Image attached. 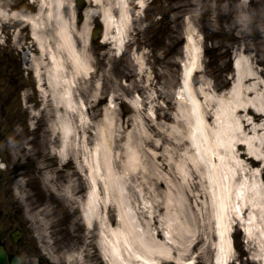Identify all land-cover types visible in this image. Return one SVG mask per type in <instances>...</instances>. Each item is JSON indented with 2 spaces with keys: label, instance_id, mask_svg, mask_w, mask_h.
<instances>
[{
  "label": "rangeland",
  "instance_id": "rangeland-1",
  "mask_svg": "<svg viewBox=\"0 0 264 264\" xmlns=\"http://www.w3.org/2000/svg\"><path fill=\"white\" fill-rule=\"evenodd\" d=\"M71 1L61 0L59 12L69 36L82 42L84 26L74 22ZM122 7L126 45L118 52L113 44L91 40L94 26H102L93 18L86 45L92 75L71 79L78 100L58 106L41 95L33 68L39 54L31 34L53 43L60 31L51 0H0V244L23 264H80L77 250H85V264H107L98 229H88L78 203L62 195L71 174L87 163L115 167L132 196L127 210L143 224L156 215L169 237L167 214L159 216L158 207L167 195L151 191L161 170L159 154L179 168L180 157L171 156L174 135L160 115L178 117L184 109L177 92L183 67L193 68L194 61L198 67L191 75L195 93L187 99L202 106L206 99L196 90L206 97L224 94L236 79V56L251 59L255 81L264 85V0H100L95 9H109L119 19ZM161 121L169 141L158 148ZM61 141L69 147L63 156L55 152ZM69 160L72 164H64ZM76 176L82 195L86 175ZM111 216L116 221L114 207ZM155 227L148 229L156 232ZM15 229L22 231L17 243L10 238ZM233 235L231 264H262L238 225ZM214 246L213 239L202 256L195 250L174 264H214Z\"/></svg>",
  "mask_w": 264,
  "mask_h": 264
},
{
  "label": "bare ground",
  "instance_id": "bare-ground-1",
  "mask_svg": "<svg viewBox=\"0 0 264 264\" xmlns=\"http://www.w3.org/2000/svg\"><path fill=\"white\" fill-rule=\"evenodd\" d=\"M89 1L100 6V0ZM51 2L60 31L53 43L35 32L31 34L39 54L33 68L41 95L58 106H67L78 100L71 79L92 75L86 48L91 20L100 18L105 25L102 42L113 44L116 51L126 45L123 32L127 20L123 7L119 19L109 9H86L81 42L67 32L59 12L61 0ZM71 5L75 19L73 0ZM30 54L26 52V58ZM194 62L193 68L185 66L181 73L178 93L184 109L178 117L168 111L160 115L167 124L159 123L162 141L156 144L163 148L169 141L163 132L164 124L167 125L174 135L170 139L171 156L180 157L177 169L168 156L159 154L160 174L152 181L154 195H167L166 204L159 199L158 207L159 216L167 214L169 237L156 215L154 222L147 220L143 224L141 218L135 219L127 210L132 196L115 176V167L103 170L87 163L76 169L62 188L64 198L81 207L87 228L98 229L99 248L108 264H174L175 259L187 258L195 250L202 256L213 239L218 263L230 264L235 253L232 231L236 223L243 225L247 242L260 252L257 258L264 264V85L255 81L251 59L236 56V79L224 94L206 97L204 90H196L198 98L206 99L202 106L187 99V94L195 89L196 81L191 75L196 74L198 67ZM250 79L254 81L247 83ZM60 145L55 152L63 156L65 147H69L63 141ZM101 162H105L104 156ZM68 163L72 164L70 160L64 164ZM81 173L86 175L87 188L78 195L76 184L80 177L76 175ZM165 173L170 176L169 181ZM44 179L50 181L48 175ZM111 207L115 209L116 221ZM147 226H156V232ZM76 253L80 264H85V250Z\"/></svg>",
  "mask_w": 264,
  "mask_h": 264
},
{
  "label": "water",
  "instance_id": "water-1",
  "mask_svg": "<svg viewBox=\"0 0 264 264\" xmlns=\"http://www.w3.org/2000/svg\"><path fill=\"white\" fill-rule=\"evenodd\" d=\"M76 4L79 8H83L86 5L85 0H76ZM83 20V15H79V21L81 22ZM14 239L17 238L15 234H12ZM0 264H21V259L16 257L13 258L12 262L9 261L7 252L3 248V246H0Z\"/></svg>",
  "mask_w": 264,
  "mask_h": 264
}]
</instances>
